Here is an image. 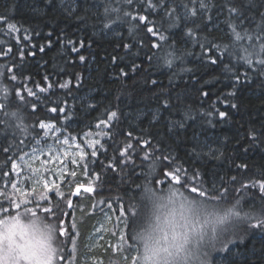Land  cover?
<instances>
[{
    "label": "trees",
    "instance_id": "1",
    "mask_svg": "<svg viewBox=\"0 0 264 264\" xmlns=\"http://www.w3.org/2000/svg\"><path fill=\"white\" fill-rule=\"evenodd\" d=\"M262 45L264 0H0V214L12 211L13 163L48 122L86 144L40 206L64 218L74 264L104 211L135 245L132 203L150 169L156 186L246 210L211 264H264ZM110 243L93 261L128 252Z\"/></svg>",
    "mask_w": 264,
    "mask_h": 264
},
{
    "label": "clouds",
    "instance_id": "2",
    "mask_svg": "<svg viewBox=\"0 0 264 264\" xmlns=\"http://www.w3.org/2000/svg\"><path fill=\"white\" fill-rule=\"evenodd\" d=\"M155 169L132 203L135 264H211L212 253L246 222L234 199L205 197L179 185L156 186ZM56 223L27 210L0 214V264H57Z\"/></svg>",
    "mask_w": 264,
    "mask_h": 264
},
{
    "label": "rangeland",
    "instance_id": "3",
    "mask_svg": "<svg viewBox=\"0 0 264 264\" xmlns=\"http://www.w3.org/2000/svg\"><path fill=\"white\" fill-rule=\"evenodd\" d=\"M41 128L44 132L42 139L38 140L26 154L13 163V194L10 195L9 200L12 207L11 213L27 210L43 214L52 220L56 214L40 208L41 203L47 200L45 191L54 190L56 186L67 180L69 174L75 173V169L71 168H78L79 158L82 156L86 144L70 138L62 129L51 123H42ZM79 185L82 184L79 183ZM73 195L80 198V194ZM33 201L35 203L31 204ZM69 201L71 202L69 208L72 209V199L66 201L68 205ZM16 205L19 207L17 208ZM57 228L61 241L57 264H74L76 244H74L73 238L68 237L64 218ZM122 230L123 224L118 216L113 217L108 211H104L86 238L80 264H102L101 259L93 261V255L95 250L106 246L110 241L111 247L128 249L127 253H122L121 259H119L118 253V257L112 264H124V262L125 264H135L136 259L134 261V258H137L138 255L136 245L127 247ZM61 232L64 233L63 236L60 235ZM124 259L127 260L124 261Z\"/></svg>",
    "mask_w": 264,
    "mask_h": 264
},
{
    "label": "snow or ice",
    "instance_id": "4",
    "mask_svg": "<svg viewBox=\"0 0 264 264\" xmlns=\"http://www.w3.org/2000/svg\"><path fill=\"white\" fill-rule=\"evenodd\" d=\"M131 2H132V0H128V3H131ZM231 11H232V12H236V9H231ZM140 19L143 20L144 17H140ZM149 31H152V30L149 29ZM161 39H163V37H161ZM248 39L251 40V37H248ZM257 39H260V37H257ZM240 41H241V35L237 32V33L235 34V42L238 43V42H240ZM262 51H264V45H262ZM170 55H174V54H170ZM175 58H176V59H179L180 57L177 56V57H175ZM240 59L246 61L247 64H248L249 66L252 65V60H251V59H247V58H245V57H241ZM81 60H83V57H81ZM167 63L170 64L171 61L169 60V61H167ZM212 63H215V60H213ZM258 63L261 64V65H264V59L259 60ZM154 83H155V82H154ZM18 95H19V93H18ZM205 95H206V94H205ZM12 115H15V113H13ZM112 115L115 116V113H113ZM220 115H221V117H223L225 114H224V113H220ZM94 154H95V153H94ZM176 171L179 172L180 170L177 168ZM172 179L175 180V181H177V183H179V176H173ZM87 191L91 192L92 189H87ZM192 191H196V189L194 188V189H192ZM199 195L204 196L205 193H204L203 191H201V192L199 193ZM221 196H226V193H221ZM70 205H71V202L69 201V206H70ZM0 207H2V205H0ZM16 207L18 208L19 205H16ZM46 211H50V210H46ZM245 215L247 216V214H245ZM247 218H250V217H247ZM260 222H261L262 224H264V220H262V221H260ZM60 235L63 236L64 233L61 232ZM135 259H136V258H134V261H135Z\"/></svg>",
    "mask_w": 264,
    "mask_h": 264
},
{
    "label": "water",
    "instance_id": "5",
    "mask_svg": "<svg viewBox=\"0 0 264 264\" xmlns=\"http://www.w3.org/2000/svg\"><path fill=\"white\" fill-rule=\"evenodd\" d=\"M78 192H79V189H78V190H75V192H74V193H75V194H78Z\"/></svg>",
    "mask_w": 264,
    "mask_h": 264
},
{
    "label": "bare ground",
    "instance_id": "6",
    "mask_svg": "<svg viewBox=\"0 0 264 264\" xmlns=\"http://www.w3.org/2000/svg\"><path fill=\"white\" fill-rule=\"evenodd\" d=\"M81 190V189H80Z\"/></svg>",
    "mask_w": 264,
    "mask_h": 264
}]
</instances>
